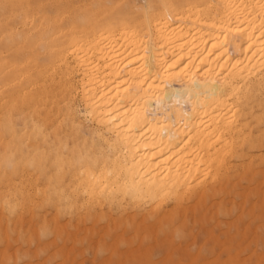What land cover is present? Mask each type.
Instances as JSON below:
<instances>
[{
  "label": "bare ground",
  "instance_id": "bare-ground-1",
  "mask_svg": "<svg viewBox=\"0 0 264 264\" xmlns=\"http://www.w3.org/2000/svg\"><path fill=\"white\" fill-rule=\"evenodd\" d=\"M18 1L0 21L1 214L20 210L27 187L56 212L143 205L158 218L163 209L186 210L191 200L199 210L223 191L221 177L248 123L244 106L264 90V0H142L136 16L103 4L98 19L86 5L77 16L57 3L49 16L46 6ZM14 18L22 29L11 26ZM79 114L93 126L90 142L88 132L77 139L85 124Z\"/></svg>",
  "mask_w": 264,
  "mask_h": 264
},
{
  "label": "rangeland",
  "instance_id": "rangeland-1",
  "mask_svg": "<svg viewBox=\"0 0 264 264\" xmlns=\"http://www.w3.org/2000/svg\"><path fill=\"white\" fill-rule=\"evenodd\" d=\"M105 1L107 0H22V2H24L23 5L25 7L27 5H30L31 9H36L37 6L40 4L42 6H46L47 7L46 13L49 16H52V15L54 16L56 14V8L54 7H56L57 3L58 5L60 4V9L65 8L64 9L65 11H69L73 15H77V16H80L81 14H83L86 6L90 7L92 12L94 11L95 13V11H97L96 13H98L102 10L103 4H104L103 5L104 8L108 6L117 8L118 12L121 11V13L125 14V16L141 15L142 10L140 8H142V5H143L142 0H112L111 2L107 3L109 5H107ZM2 2L3 3L10 2L12 5L8 3L10 6L9 7L8 4H3ZM18 3H19L18 0H11V1L10 0H3V1L0 0V5L1 4L4 5L3 6L4 8L2 7V5L0 6V11H2L0 12V14H2V16L0 15L1 22L8 21L7 18L10 13L7 14V12L11 10H17L20 7V6L17 7ZM6 6L9 8H7ZM3 9L6 11L7 10L9 11L6 12ZM96 13H95L94 19H98L96 18L97 16ZM3 14L5 16H3ZM20 25H21L20 18H14L11 21L12 27L18 26L17 28L22 29L23 26L22 25L20 26ZM27 28H29V26H27L26 29ZM256 95L258 97L255 100L254 106L258 105L257 108L252 105L250 106L251 104L250 102H249V105L245 104L244 106L245 110L243 112L244 115H243L242 120H244L245 123L247 122L248 123H247V126L241 132L242 136H240L241 134L239 135L240 139H237L236 154L228 159L229 162L231 161V163H229L230 168L229 170H227L229 172H225L223 177H221L222 183L224 186L223 191H221L219 194L215 195L213 199L208 201L206 204V207L203 205V207L200 208L199 210L194 209L195 201L191 200L190 202L189 201L186 202L185 204L186 205L185 207L187 208L186 210L185 209H182L180 211L176 210L175 212V209L169 208L172 211V214H171V211L169 209H163L162 213H160L161 217L158 218V216H154L152 214V210L150 211V209L143 207V205L138 206V207H133V208H131L132 207L131 205L130 206L128 205V207H126L127 209L126 210L124 208L117 209V207H114V206L111 207L108 204L107 205L105 204L101 209H91L93 213H96V216H95L97 218L96 219L95 217H92L93 213L91 211H90V214L89 212L84 213L83 211L85 209H77V210L70 209L71 211L69 209H63L64 211L62 209H59V211L56 212V209L52 205H47V204L45 205V203L42 202L40 195L32 196V194L34 193L33 190L27 187L29 191L27 189H26L27 191L25 190V193H26V194L24 193L25 199L22 201L23 204L21 205L20 210L16 209V211H11L9 215H8L7 210H6L7 212L4 211L6 214L4 212L3 214L0 213V241H1L0 242V255H2L1 251H3V249L5 248V250L2 252L3 253L2 257L0 258V264H121V263L122 264H264V195H263L264 194V177H263L264 175V156H263L264 155V143H262L264 142V117H263L264 110H261L262 108L264 109V99L261 101V98H259L260 96L264 98V90L263 89L262 91L258 90V92H256ZM258 101L259 103H262V104L260 105L259 103H257ZM77 102L76 101L74 102V106L77 107V109L81 108V111H82L83 108L81 107V105H79L80 103L79 102L77 103ZM252 107H254L255 109H252ZM246 108H249L248 111ZM252 110H255V111L252 112ZM246 112H251V113H246ZM250 114L260 116V118L262 116V119H261L262 122H259L260 121L259 120L258 122H256V124H252L250 122L251 120V117L249 116ZM80 117H81L80 114L77 115V119L81 122V125L84 123L85 124L82 125V130L78 134L77 139L79 141L80 140L82 141V140H85V138L87 137L86 139L87 140L89 139L88 142H90V139L92 138L91 134H93V131H94L93 126L91 125V123L89 124L88 121H85L82 117L81 118ZM244 118H246V120ZM255 125L256 126L258 125L257 128L255 127ZM67 130L68 129L63 128L61 131L62 133L61 135L62 136L66 135L67 133L65 134V132H67ZM85 132L86 134L88 132L89 135L87 134L86 136ZM261 133L263 136L261 135ZM83 136H86V137H83ZM257 136L258 138L256 139ZM260 140H261V143H260L261 145L257 144L259 143ZM96 146H94L95 152L96 150H99L98 149L99 144H96ZM255 155L256 157H254ZM30 171H28V174L30 173ZM34 176H35L34 178L36 179L37 176L36 175ZM261 181H263V183H261ZM38 182L42 183L43 179L40 178ZM26 195L28 196L26 197ZM30 196L33 198H30ZM26 198H27V201H26ZM31 199H35V200L31 201ZM218 199H221V200L219 201ZM26 203H28L30 206ZM37 203L40 209L39 207L37 208L38 206ZM24 206L26 209L24 208ZM218 206H221V207L217 209ZM228 206L231 208V210ZM113 207L116 208V210L113 209ZM139 207H141L142 209L144 208V210H141ZM169 207L171 206L169 205ZM189 207H191L193 211L189 210L190 209ZM29 208L31 212L30 210L28 211ZM43 208L45 211L48 210L47 211L48 213H45L44 210H42ZM227 208H228V212L230 211L229 213H227ZM118 210L121 212H119ZM145 210H148V212ZM73 211L76 214L74 213L73 215ZM116 211L120 214L118 215V213L117 214L114 213ZM37 212L41 213L40 214L41 216ZM146 212L148 213V215L150 213L149 218L148 216H146L147 215ZM77 213L79 214V216ZM130 213H134L135 215L132 214L133 215L132 216L130 215ZM198 213L200 214L198 215ZM83 214L84 215L87 214V215H85V217L83 218L81 217V215L84 216ZM123 214H128V215H123ZM151 214L154 216V218H157L158 220L154 218L152 219ZM174 214H176V216L178 214V217L176 216L174 217ZM183 214H185V217ZM61 215H63L62 219L60 218ZM88 215H90L91 218ZM116 215L118 216L116 217ZM144 216H146V218H144ZM167 216L168 218H166ZM40 217L44 220L41 221ZM49 217H52L50 219L51 220L53 219V221L49 220ZM113 217L116 220H113ZM170 217H172L171 218L172 222L170 220ZM181 217H183L184 219ZM131 218H132V221H131ZM134 218L136 219V221ZM3 219H5L6 223ZM68 219H70V221ZM84 219H87L85 220L86 223L88 222L90 223L88 224L84 223L83 221ZM102 219L104 222L102 221ZM141 219L144 222L141 223ZM168 220L172 223V225L170 222H168ZM188 220H190L191 223ZM49 221L54 222L55 224ZM74 221L77 224H75ZM95 221H96V224H95ZM166 221L167 223H165ZM39 222L40 223L42 222V223L40 224ZM8 223H10L11 225L9 226ZM22 223L25 224V226H22L23 225ZM47 223H49V225H45ZM50 223L51 225H54V230L52 233L47 232V231L49 232L52 231L51 229L53 228V226H51ZM78 223H80V225ZM125 223L126 224L128 223L126 227L124 225ZM145 223L149 224L148 225L149 227L148 226L146 227ZM227 223H229V225ZM235 223H236V226H235ZM118 224H122V226ZM157 224H159L160 227L157 226ZM74 225L76 227H73ZM189 225H192V226H189ZM137 226L138 228H136ZM41 227L43 228L41 229ZM62 228L63 229L65 228L66 231H64L65 229L63 230ZM161 229L163 230V232ZM24 231H25V235H23ZM61 231L62 233L63 232L64 233L62 234ZM193 231L194 233H192ZM3 232L5 233L3 234ZM103 233H106V234H103ZM136 234L137 236H135ZM159 234H161L162 236H160ZM33 236L35 237L36 240L33 238ZM3 238L5 239L3 240ZM8 238L10 242L8 241ZM117 240L119 242H117ZM54 241H56L55 242L56 244L54 243ZM6 242H8L9 245H7ZM11 254H13L15 257L12 256Z\"/></svg>",
  "mask_w": 264,
  "mask_h": 264
}]
</instances>
